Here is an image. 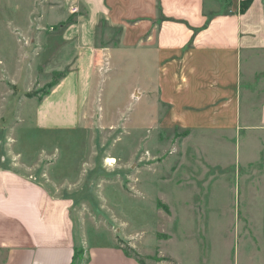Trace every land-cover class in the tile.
I'll list each match as a JSON object with an SVG mask.
<instances>
[{"label": "rangeland", "instance_id": "rangeland-1", "mask_svg": "<svg viewBox=\"0 0 264 264\" xmlns=\"http://www.w3.org/2000/svg\"><path fill=\"white\" fill-rule=\"evenodd\" d=\"M3 1L17 7L7 10L13 55L0 56V164L70 196L90 245L107 228L152 264H264V133L214 142L164 122L149 135L144 98L116 69L106 73L115 88L98 90L76 131L37 130V102L74 57L59 41L56 0ZM85 259L79 247L74 264Z\"/></svg>", "mask_w": 264, "mask_h": 264}, {"label": "crops", "instance_id": "crops-1", "mask_svg": "<svg viewBox=\"0 0 264 264\" xmlns=\"http://www.w3.org/2000/svg\"><path fill=\"white\" fill-rule=\"evenodd\" d=\"M56 1L58 22H68L59 41L74 61L37 102V130L76 131L98 90L103 97L115 88L116 77L106 73L116 69L135 98H144L149 135L164 122L214 142L264 133V0L245 11L244 0ZM7 6L0 0V56L14 51L7 10L17 6ZM49 183L0 164V264H73L79 247L84 264H141L107 228V241L90 245L89 229L81 223L77 231L72 198Z\"/></svg>", "mask_w": 264, "mask_h": 264}, {"label": "trees", "instance_id": "trees-1", "mask_svg": "<svg viewBox=\"0 0 264 264\" xmlns=\"http://www.w3.org/2000/svg\"><path fill=\"white\" fill-rule=\"evenodd\" d=\"M252 1L253 0H244V1H242V4H241V10L242 11H245L250 5H251V3H252ZM68 22H65L64 24H62V26H64V25H66ZM66 74V72H64L63 74H62V77L64 76ZM58 82V81H57ZM57 82H54V83H52L51 84V87L52 86H54ZM49 92V91H48ZM48 94V93H47ZM41 99V98H40ZM39 99V100H40ZM121 242L123 241V240H120ZM124 251H125V253L127 254V255H131V256H134L139 262H142V264H144L146 261H145V259H147V258H141L140 256H139V254L137 255L135 252H134V250L131 248V247H123L121 244H118ZM76 253H77V249H76V252H75V255H74V258H76ZM75 263V259H74V262H73V264ZM176 263V262H175Z\"/></svg>", "mask_w": 264, "mask_h": 264}, {"label": "built area", "instance_id": "built-area-1", "mask_svg": "<svg viewBox=\"0 0 264 264\" xmlns=\"http://www.w3.org/2000/svg\"><path fill=\"white\" fill-rule=\"evenodd\" d=\"M71 9H72L71 11L73 13H77L79 11V7L78 6H72Z\"/></svg>", "mask_w": 264, "mask_h": 264}, {"label": "bare ground", "instance_id": "bare-ground-1", "mask_svg": "<svg viewBox=\"0 0 264 264\" xmlns=\"http://www.w3.org/2000/svg\"><path fill=\"white\" fill-rule=\"evenodd\" d=\"M109 161H112L111 159Z\"/></svg>", "mask_w": 264, "mask_h": 264}]
</instances>
